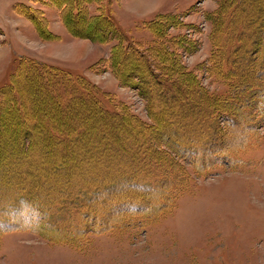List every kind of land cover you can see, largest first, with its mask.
Returning <instances> with one entry per match:
<instances>
[{"label":"rangeland","instance_id":"rangeland-1","mask_svg":"<svg viewBox=\"0 0 264 264\" xmlns=\"http://www.w3.org/2000/svg\"><path fill=\"white\" fill-rule=\"evenodd\" d=\"M93 1L96 0H0V89L16 73L21 60L45 63L69 72L76 79L75 84L80 79L89 80L142 123L154 125L138 80L143 71L133 67L128 59L119 58L120 51L116 52L114 47L119 45L121 50L123 45L117 41L119 34L130 51L136 46L155 64L148 53L153 34L144 25L162 15L173 18L167 23L166 34L171 40L165 48L170 53L168 62L190 74L184 83H197L200 88V92L191 90L189 94L191 102L199 105L195 110L203 111L195 115L196 124L187 126L188 137L197 138L204 129L198 121L205 118L209 105L201 93L236 99L245 89L231 85L224 79L225 73H219L213 65L217 50L210 19L221 0H98L97 4ZM20 5L33 7L40 16L36 20L46 23L41 20L39 29L19 11ZM76 7L80 12L78 18L70 14ZM237 7L240 9L234 16L247 20L252 10H259L254 0ZM229 9L235 10L230 6ZM103 10L105 17L110 18L109 24L103 19ZM95 16L98 18L93 20ZM98 37L106 40L100 41ZM125 37L134 43H128ZM261 43L257 63L245 61L239 64V70L241 74H252V68L257 66L255 74L262 82L264 36ZM113 53L117 63L121 59L120 67L111 66ZM38 74L41 72L32 69L20 75L24 111L19 110V115L12 111L0 123V200L21 180V189L31 187L38 201L49 204L63 191L77 189V182H89L102 172L112 176L117 171L124 176L140 167L150 168L151 163L146 161L151 149L143 144L142 129L134 127L128 132L123 128L133 124L132 120L121 123L105 119L93 105L76 96L53 102L50 96L61 97L62 92H58V87L53 91V86L58 85L52 78L42 80ZM256 94L242 100L249 105L252 102L248 99H255L254 111L250 112L256 121L247 127H252V133L243 136L236 126V132L231 131L233 135L228 133V137L223 121L221 140L217 147L204 153L202 161L190 163L160 144L165 135L156 137L153 145L171 153L181 165V174L177 180L180 188L165 196L172 198L173 207L167 206L155 221L135 219L102 234L87 233L82 241L68 244L20 229L25 218L17 215L9 228L17 225L18 229L0 232V264H264V117L259 116V108L264 111V90ZM182 106L180 110L187 116L182 125H190L189 106ZM170 111L175 113L178 109ZM172 113L164 115L165 119L172 120ZM32 118L39 121L33 130L27 127ZM51 125L61 130L62 137L68 135L74 140L67 145L49 142L47 130ZM30 139L35 151L24 156L22 145L29 144ZM219 151L224 154L218 156ZM115 180L117 190L125 191L124 180Z\"/></svg>","mask_w":264,"mask_h":264},{"label":"trees","instance_id":"trees-1","mask_svg":"<svg viewBox=\"0 0 264 264\" xmlns=\"http://www.w3.org/2000/svg\"><path fill=\"white\" fill-rule=\"evenodd\" d=\"M36 1L38 2L39 0ZM57 1L50 0L49 3ZM97 1L93 2L97 4ZM247 1L221 0L218 10L211 15L210 21L213 24V36L215 37V48L217 50V52L215 51L216 56L213 60V65L216 64L214 68H218L220 70L219 73H225L223 77H226L224 79L231 85L245 86V89L236 99L230 96L228 98L214 97L208 93H201L202 97L207 100L209 109L205 112V118L198 121L203 125L204 129L197 138L196 135L188 137L186 132L189 129L187 126L190 127L197 123L195 115L203 111L201 108L199 111L195 110L199 105L198 103L194 104L191 102V98H189L191 90L200 92V88L197 83L195 86L184 83L190 74L181 72L179 68L172 67L168 62L170 60V53L165 48L170 44V36L166 32L169 28L167 23L170 19H173L171 16H158L157 19L144 25L153 34L152 46L148 49V53L153 56L156 61L155 64H152L146 53L136 48V46H134L135 49L130 51L125 41L119 39V34L117 41L123 45H121V50L119 49V45L114 47L116 52H118L117 50L120 51L119 58L122 59L124 57L128 59L133 67L141 68V71H143V74H138L140 77L138 80L141 81L139 82L141 84L140 89L144 92L143 96L146 98L151 117L155 121L154 125L142 123L127 107L122 104H116L109 98L108 94L106 95V93L102 92L87 79V81L80 79L79 81L81 82L75 84L74 81L76 79L69 72L67 73L45 63L41 64L32 60H21L16 73L12 74L8 84L0 89V123L12 111L16 115H19V110L24 111V103L19 85L20 75L35 69L41 72V75L38 74L39 78L46 81L52 78L54 83L58 85L53 86V91L56 89L55 87H58V92L59 90L62 92L61 97L59 94L52 95L53 97L50 96L53 102L61 99L66 100L67 96H70V99H74L76 96L82 102L93 105L105 119H113L121 123L132 120L133 124L129 126L124 125L123 128L128 132L134 127L142 129L143 144H148V147L151 149V153L146 161L151 163V166L150 168H137V170L129 171V174L126 173L124 176H121L117 171L112 176L102 175L105 173L102 172L100 175H94L89 182L85 183L82 180L81 182H77L80 185L77 189L63 191L57 196L55 200L57 202L53 201L49 204L43 203V200L38 201L39 197L36 195L37 193L32 191L31 187L25 190L21 189L19 186L23 181L21 180L19 185H15L14 190L7 192L6 196L0 200V232L18 229L17 225L12 226L13 228L9 227L17 215H20L25 218V221L20 224V229L33 230L43 238L51 241L55 240L75 244L82 241L87 233L102 234L121 227L125 222H133L135 219L155 221L167 209V206L171 209L173 207V200L165 196H170L180 188L177 180L181 174V165L169 155L171 153L166 149L162 147L156 148L153 145L157 136L160 134L165 135L166 139H163L162 142L160 141V144L163 143V145L173 149L181 157L184 156L190 163L195 164V161L199 159L202 161L204 153L209 148L211 149L213 146L217 147L222 137L220 134H223L221 131L223 129L222 123L225 122L227 124L226 135L228 137V133L231 134V131L236 132L233 130V127L236 126H239L237 131H241L243 136L252 133V130H250L252 127H247L256 121L255 116L250 112L254 108L253 105L255 104L253 102L255 99H248L252 102L249 105H246L242 100L246 98V95L250 94V97H256V92L264 90L261 87L262 85L264 86V80L261 82L260 79H257L255 74L259 70L257 66L252 68L254 70L252 74L250 72L249 74H241L239 64L246 61L255 65L257 63H255L257 61L256 58L262 52L264 0H254L257 6H259V10L248 8L252 10V15H250L248 20L245 17L241 18V16L235 17L234 14L237 15L240 9H238L237 5L239 3L243 5ZM20 6L19 11L34 22L35 25H38L39 28L42 20H36V18H40L39 13L37 12L36 15L31 6ZM229 6L235 10L231 11ZM65 7L67 8V6ZM74 9V11L70 12L72 17H80V12L77 11L78 8ZM102 16L109 24L110 18L105 17L104 13ZM246 17L249 16L247 15ZM93 18L95 20L98 17L95 16ZM43 22L46 23L45 20ZM147 24L148 26H146ZM162 25L164 26L162 27ZM48 30L49 27L47 28ZM120 33L122 32L120 31ZM95 38L97 37H93V39ZM98 39L100 38L98 37ZM126 39L128 43H134L128 37ZM105 40V38L103 40L100 39V41ZM113 55L111 66L120 67L121 63L119 62H121V59L117 63V58L115 59L117 56L115 53ZM157 63H159L158 68H156ZM112 70L114 71L113 68ZM114 72L117 74V71ZM128 75L132 76L131 74ZM68 81H72L73 83H66ZM147 82L150 83H148L149 86H147ZM65 92L69 94L65 95ZM182 100H186V102L183 103ZM185 104L189 106L190 116L188 117L192 118L190 125L189 123L188 125L187 123L182 125L183 119L187 118L185 112L181 111L182 105ZM174 109H178V111L172 113L170 110ZM171 113L174 118L166 120L164 115H170ZM259 116L264 117V111L260 108ZM38 122V119L32 118L27 123L28 129H36ZM181 129L183 130L182 134L180 133ZM59 130L58 127H54L53 125L48 127L47 139L49 142L59 141L67 145L68 142L74 140L67 134V137H62L61 130ZM26 144L22 145L24 156H28L35 151V144L32 139H30L29 144ZM228 151L230 153L231 150L229 149ZM223 154L221 151L217 153L218 156H222ZM166 162H168V165H165ZM165 166L170 167L166 169ZM168 175H171V178H173L169 180V178H166ZM43 177L45 181L49 182L47 177ZM120 178L124 180L122 184L126 187L125 191L121 192L117 190L119 186H117L118 181L115 180H120ZM112 209H114V213L111 212ZM120 210L123 211L121 212ZM50 231H53V233Z\"/></svg>","mask_w":264,"mask_h":264}]
</instances>
